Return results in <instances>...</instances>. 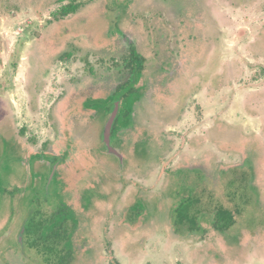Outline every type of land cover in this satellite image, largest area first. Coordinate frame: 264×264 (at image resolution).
Returning <instances> with one entry per match:
<instances>
[{"label":"rangeland","instance_id":"1","mask_svg":"<svg viewBox=\"0 0 264 264\" xmlns=\"http://www.w3.org/2000/svg\"><path fill=\"white\" fill-rule=\"evenodd\" d=\"M66 4L0 0V264H55L28 248L24 226L31 214L59 208L75 225L66 246L74 264H108L109 250L119 264H264V0H91L49 24ZM55 29L68 31L55 42ZM187 33L203 38L181 87ZM129 46L144 56L150 87L123 103L122 115L132 114H120L119 128L146 124L140 109L154 105L150 94L161 79L172 87L165 97H184L172 101L171 120L137 142L123 147L113 136L118 165L102 153L101 134L122 85L113 61L120 64ZM77 91L92 111L83 121L101 155L70 190L57 168L50 176L61 106ZM236 168L248 173L249 188L233 227L213 228L204 197L198 228L175 224L180 202L204 188L233 209L238 200L222 172Z\"/></svg>","mask_w":264,"mask_h":264},{"label":"trees","instance_id":"2","mask_svg":"<svg viewBox=\"0 0 264 264\" xmlns=\"http://www.w3.org/2000/svg\"><path fill=\"white\" fill-rule=\"evenodd\" d=\"M65 1L67 2L66 5L60 7L51 14L49 24H54L59 21H63L68 17L75 16L82 8L90 3L91 0H55V3L61 4ZM66 31L68 30L64 29L63 31H60L55 29L53 32V41H58L56 38L61 35L64 36ZM55 45L56 44H54V46ZM119 62L120 64L113 61V67L117 71H120V74L123 75V84L115 89L113 98H117V95L120 96V94H123L122 99L124 103H127L132 101V97L135 95L137 96L139 93L140 96H142V92L147 87L146 83H144L146 61L143 55L137 52L132 46H129L121 54ZM140 83H143L141 91L139 89L137 91L134 89H128L130 84L139 85ZM182 83L183 81L180 80L181 87H183ZM157 86L159 88H156L155 90L152 89V96L149 99L154 105L151 109L148 108V104L146 106H142L143 108L141 107L140 109L141 111L144 110L143 117L146 124L143 123L139 126L133 125L131 127H127L123 131L122 128H119L121 125V123H119L120 115L115 121L111 139L113 136L121 139L123 142H121L120 146L126 147V141L129 140L131 143L137 142L141 137H143V133H149L152 129L151 127L155 124L158 125L162 122L171 120L169 119L171 114L175 110H178L176 107L178 104H173L172 101H178L179 103L181 95H179L178 98H173L177 97V95L173 96V91L172 99H169L167 96L165 97L163 93L165 91H170V88L168 89V83L162 81V79ZM158 98L159 104L157 105L155 101H157ZM119 99L121 100V98ZM119 99L115 100L119 101ZM141 100L143 101V99ZM87 102V99L80 97L77 91L68 96L66 100L63 101L61 106L63 109V112L60 115L62 127L60 132L62 133V137L53 148H57L58 152H55L56 155H53L54 157L52 159V163L53 165L57 164V171L59 173L58 177H60L67 184L70 190L79 185L80 182L86 181V179L90 177L91 171L98 164L96 155H101V151L97 152L96 147L94 145L92 146V142L88 138L86 129L88 123L83 121V118L91 114L90 110L85 107ZM140 104L141 101L138 103L136 102V108H138ZM134 109L135 108H133V110ZM130 110L126 112L124 111L125 113L123 114V117H126L127 115L128 117L131 116L132 108H130ZM154 117L156 120L153 119ZM77 135H80L81 137H77ZM45 146L46 145H44V147ZM101 146L105 151L102 153L107 154L102 143ZM116 159L118 165L121 164L118 158ZM38 160H41V158L38 157ZM187 167L192 168L196 167V165L191 166L189 164H179L175 169L186 170L188 169ZM222 174H226L228 179L229 177L227 174L230 175V182L228 186L231 189L230 191L233 198H237L238 200L237 204L234 205V208H227L222 203L217 202L216 200L213 201V199L209 196L211 193H207L204 188L199 197H188L186 200L181 201L176 207L173 216L177 226H188V229L190 230L198 228V218L201 214V197H204L205 200V210H209L213 213V228L215 230L224 232L235 225V216L240 214V207L244 203L245 194L249 188L247 182V180H249V175L246 171L239 168L232 169L229 173L222 172ZM68 188L67 190L69 191ZM65 212V210L60 208L51 215L35 212L30 215V218H28L24 226L25 235L28 239V248L36 251L38 254L44 253L45 255L50 256V258L53 257V259H51L54 260L55 264L75 263L73 252L71 249L66 248V246L70 243L68 236L73 232L75 225H72L69 219H67ZM108 253V264H119L112 256L110 250ZM51 261L49 260V263Z\"/></svg>","mask_w":264,"mask_h":264},{"label":"flooded vegetation","instance_id":"3","mask_svg":"<svg viewBox=\"0 0 264 264\" xmlns=\"http://www.w3.org/2000/svg\"><path fill=\"white\" fill-rule=\"evenodd\" d=\"M188 38H190L188 40ZM203 38V36H200V39L199 37H196V36H192L191 33H187L186 34V37H185V42H186V50L182 51L181 54L178 56L179 59H181L180 61V64H182L181 66V69L184 71V74H185V70H187V72H189V74H186V77H182V81H183V87L187 84V78H188V75L192 74V70L194 69L195 67V64L197 62H199L200 58H199V55H198V52L197 51H200V50H197L196 47L198 45L199 47V43H200V40ZM203 52V51H201ZM65 58H70V55H65ZM196 58V60H194ZM199 58V59H198ZM179 64V62H176ZM179 64V65H180ZM175 66V65H174ZM198 68V67H197ZM91 73V72H90ZM121 79H120V82L122 83L123 82V75H121ZM123 84V83H122ZM147 85V83H146ZM150 85H147L146 88H149ZM172 88V87H171ZM170 88V89H171ZM99 92V91H98ZM115 93V92H114ZM87 94V93H86ZM114 95V94H113ZM122 96H120L121 100L119 99V101H114V98L112 101V108H111V111L113 110V104L115 102H118L119 103V111H118V115H117V118L119 117V115L121 114L122 115V111L124 110L123 108V94H120ZM152 96V94H150ZM59 97V96H58ZM183 97H180V100L182 101L183 100ZM143 100H146L145 97H142ZM121 106H122V111L121 110ZM111 111L109 113V116L111 114ZM90 112L92 113V111L90 110ZM121 112V113H120ZM108 116V118H109ZM123 116V115H122ZM108 120V119H107ZM106 120V122H107ZM117 120V119H116ZM113 129V128H112ZM111 137H112V133H111ZM54 155H56V153L54 152ZM53 167H55V169L57 168V164L53 165ZM52 167V169H53ZM52 169H51V172H52Z\"/></svg>","mask_w":264,"mask_h":264},{"label":"water","instance_id":"4","mask_svg":"<svg viewBox=\"0 0 264 264\" xmlns=\"http://www.w3.org/2000/svg\"><path fill=\"white\" fill-rule=\"evenodd\" d=\"M118 111H119V103L115 102L113 104V110L111 111V114H110V116H109L107 122L105 123L103 130H102L101 141L105 147L106 153L108 155L115 156L121 162V160H122L121 154H119L111 145L112 128H113L114 123L117 119ZM54 171H55V167H53V169H52V174L50 176V179H51Z\"/></svg>","mask_w":264,"mask_h":264}]
</instances>
